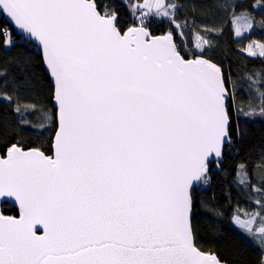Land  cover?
Instances as JSON below:
<instances>
[{"label": "snow or ice", "instance_id": "snow-or-ice-1", "mask_svg": "<svg viewBox=\"0 0 264 264\" xmlns=\"http://www.w3.org/2000/svg\"><path fill=\"white\" fill-rule=\"evenodd\" d=\"M137 10L180 29L174 0ZM0 13L42 45L58 122L52 156L17 143L0 157V197L22 210L0 214V264H221L197 246L190 191L230 140L221 70L186 59L170 32L152 36L147 19L121 29L98 0H0Z\"/></svg>", "mask_w": 264, "mask_h": 264}, {"label": "trees", "instance_id": "trees-1", "mask_svg": "<svg viewBox=\"0 0 264 264\" xmlns=\"http://www.w3.org/2000/svg\"><path fill=\"white\" fill-rule=\"evenodd\" d=\"M136 0H98L115 10L121 29L138 25L140 14ZM178 6L176 26L167 19L154 16L147 19V28L153 35H174L180 52L185 58L206 57L220 65L224 71L229 91L227 107L231 118L232 143L225 156H240L241 141L238 121L261 124L264 128V56H251L245 50L252 43H264V0H174ZM128 5H133L130 9ZM171 11V10H170ZM135 13V15H134ZM247 14L253 17L254 28L244 37H237L235 18ZM12 38V46L6 47V35ZM255 45V44H254ZM54 85L46 71L42 54L31 42L17 35L0 13V96L12 97V101L0 99V151L3 155L13 144L24 149L40 148L52 154L53 137L58 122L53 100ZM17 100L21 112L25 103H34L41 115L27 110L21 117L16 111ZM13 108L18 121L27 134L12 126L8 109ZM250 109L255 111L246 115ZM47 113L51 119H45ZM44 124L43 130L40 124ZM51 131L47 140L38 133ZM264 131L245 152V163L236 170L224 167V161L212 163L207 181L192 193L194 203L193 228L197 246L206 252L216 253L228 264H261L264 248L259 231L264 223ZM246 174V176H245ZM246 179V183H241ZM5 214L18 216L19 211L5 203ZM259 213V215H253ZM234 217L253 221L251 232L239 228Z\"/></svg>", "mask_w": 264, "mask_h": 264}, {"label": "rangeland", "instance_id": "rangeland-1", "mask_svg": "<svg viewBox=\"0 0 264 264\" xmlns=\"http://www.w3.org/2000/svg\"><path fill=\"white\" fill-rule=\"evenodd\" d=\"M142 3V0H136L135 1V6L138 9L139 5ZM141 11H146V10H141ZM244 15L245 14H241L238 15L237 17L239 18H235V27H236V34L237 37L241 38L244 37L246 34L250 33L253 28H254V22L253 20L250 21L252 24V27L249 28L248 25L245 23V19H244ZM237 30H239V32H237ZM13 42H12V38L11 36L8 34L6 35V47L10 48L12 46ZM255 44V45H254ZM254 44H250L249 47L252 48V50L256 53V55H251V56H260V48L259 45L264 44V43H254ZM248 47V49H249ZM248 49H246L245 51L248 53ZM8 117L12 123V126L22 132H25L27 134H32L33 132L31 131H26L24 130L17 118V115L14 111L13 108H9L8 109ZM238 127H239V135H240V141H241V149H240V156L232 159L229 158L227 156L224 157L223 161H224V167L227 169H231V170H236L237 168H239L241 165H243L245 163V152L248 150V148L256 141V139L259 137V135L264 131V128L261 124H257V123H252V122H245V121H238ZM38 135L40 136L41 139L43 140H47L50 138L51 136V131L50 130H45L44 132L38 133ZM264 160V153L262 154V156L260 157V161ZM239 221L241 223L247 224V228H241L240 224L236 223L235 224L243 229L248 231V229H252L253 228V221H251V223H249V220H241L239 219Z\"/></svg>", "mask_w": 264, "mask_h": 264}, {"label": "water", "instance_id": "water-1", "mask_svg": "<svg viewBox=\"0 0 264 264\" xmlns=\"http://www.w3.org/2000/svg\"><path fill=\"white\" fill-rule=\"evenodd\" d=\"M1 14L5 17L7 23L9 24V26L13 29V31H14L17 35H19L20 37H24V38L26 39V41L31 42L33 45H35V46L38 48V50H39L40 53L42 54V57H43V60H44V64H45V67H46V71H47V73L49 74V76L51 77V81H52V83H53V85H54V88H55L54 77L50 74V69L47 67V64H46V57H45V54H44V51H43V47H42V45H41V44L39 43V41L36 40V38L33 37L30 33H27L25 30L20 29L19 26L16 25V24L14 23V21H12V20H11L6 14H3V13H1ZM118 19H119V17H118ZM147 29H148V28H147ZM148 30L150 31V34H151L152 36H157V37H159V36H164V35H153L152 32H151V30H150V29H148ZM172 35H173V34H172ZM173 39H174V42L176 43V40H175L174 35H173ZM176 45H177V43H176ZM177 47H178V45H177ZM178 50L180 51L179 47H178ZM181 54H182V53H181ZM198 58H201V59L207 60V61H209V62L215 64V65L221 70V75H222V78H223V80H224V85H225V89H226V106H227V98H228V95H229V91H228V88H227V85H226V82H225V77H224V71H223V68H222L220 65L216 64L215 62H213V61L207 59L206 57L201 56V57H198ZM186 59H188V58H186ZM194 59H197V58H191V59H189V60H194ZM54 107H55V109H56L55 102H54ZM230 127H231V118H230L229 129H228V136L230 137V140H228V137L225 138L226 142L221 146V155H220L219 157L215 156V153H213L212 155H210V156L208 157V161H207L208 171H207V173L204 174V176H202V177L200 178V180H194V181L192 182L193 187H192V189H190L191 193H193L194 189L199 188V187L202 186V184H203L204 181H205V178H207V176H208V173H209V170L211 169V165H212V163H215V162H217V161H219V162L223 161V159H224V157H225V150H226V148H227L228 146H230L231 143H232V139H231V136H230ZM56 132H57V131H56ZM55 135H56V133H55ZM55 135H54V137H53V141H54ZM23 149H24V148H23ZM38 149L41 150V151H43V150L40 149V148H38ZM24 150L27 151V150H29V149H24ZM53 150H54V149H53V145H52V154L49 155V154L45 153L44 151H43V152L45 153V155L52 156V155H53ZM7 153H8V151L5 153V155H3L2 152L0 151V157H6V156H7ZM5 203H9L10 205H12L13 207H15V208L19 211V215H18V216H12V217L19 218V216H20L22 210H21V208H20L19 202L16 201L14 197H0V214H2V215H4V216H11V215H7V214H5V213L3 212V210H2V206H3ZM193 215H194V210H193L192 217H191L192 225H193ZM37 227L40 229V231L38 232V234H43V229H42L39 225H38ZM198 248H199V247H198ZM199 250L202 251V252L205 253V254H209V253H210V254L215 255V256L218 258V260L221 262V264H228V263L222 261V260L220 259V257H219L216 253L206 252V251H203V250L200 249V248H199Z\"/></svg>", "mask_w": 264, "mask_h": 264}, {"label": "built area", "instance_id": "built-area-1", "mask_svg": "<svg viewBox=\"0 0 264 264\" xmlns=\"http://www.w3.org/2000/svg\"><path fill=\"white\" fill-rule=\"evenodd\" d=\"M142 20H144V17H141L140 14L139 16L137 17V19L135 20L137 23H141Z\"/></svg>", "mask_w": 264, "mask_h": 264}]
</instances>
